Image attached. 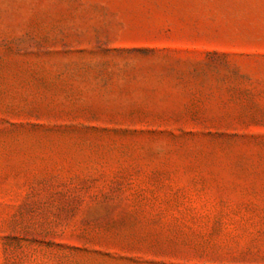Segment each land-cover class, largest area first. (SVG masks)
Segmentation results:
<instances>
[{
  "label": "rangeland",
  "instance_id": "obj_1",
  "mask_svg": "<svg viewBox=\"0 0 264 264\" xmlns=\"http://www.w3.org/2000/svg\"><path fill=\"white\" fill-rule=\"evenodd\" d=\"M0 264H264V0H0Z\"/></svg>",
  "mask_w": 264,
  "mask_h": 264
}]
</instances>
